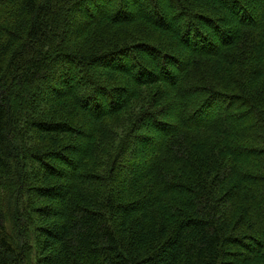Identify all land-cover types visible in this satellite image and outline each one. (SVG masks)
Masks as SVG:
<instances>
[{
	"label": "trees",
	"instance_id": "trees-1",
	"mask_svg": "<svg viewBox=\"0 0 264 264\" xmlns=\"http://www.w3.org/2000/svg\"><path fill=\"white\" fill-rule=\"evenodd\" d=\"M108 1L0 0V264H264V0Z\"/></svg>",
	"mask_w": 264,
	"mask_h": 264
},
{
	"label": "rangeland",
	"instance_id": "rangeland-1",
	"mask_svg": "<svg viewBox=\"0 0 264 264\" xmlns=\"http://www.w3.org/2000/svg\"><path fill=\"white\" fill-rule=\"evenodd\" d=\"M110 1V0H109ZM108 1V2H109ZM113 1H115V0H111V2H110V4H109V9L107 10V12H105V13H102V12H100L99 11V9L96 7V6H92L93 8H91V12L94 14V16H96L97 18H104V17H106V16H111V15H113L114 13H115V11H117V8H120V6H119V2H118V0H116L117 2H116V4L114 5L112 2ZM219 2H223L224 0H218ZM100 2H101V0H100ZM108 2H106V3H108ZM162 2H164L163 3V9H164V13H165V15H166V17L171 21V23H170V29L172 30V31H174L175 33H178V34H182L183 33V30H182V28L179 26V20H178V18H177V9H176V7L171 3V1L170 0H162ZM104 5H106L105 3H104V1L102 2ZM129 6H130V12H132L134 15H138V14H140V13H149L150 12V5H148V3H147V0H141L140 2H138V3H136L134 0H131L130 2H129ZM79 13H82V14H79ZM83 13H86L85 15L83 14ZM107 14V15H106ZM72 15H73V17H76V19H79V20H82V22H84V21H86V19H88V13H87V11L85 10H83V9H77V10H74L73 12H72ZM264 16H262L261 18H260V20H259V22H258V24H259V26H262V25H264ZM67 31L69 32V33H71V34H74V33H76L77 31H78V29L76 30V28L73 26V22H71L68 26H67ZM207 31H208V33H211L212 34V31L209 29V28H207ZM216 40V39H215ZM216 42H218L217 40H216ZM183 43V42H182ZM182 46L180 47L182 50H184L185 52H187V53H190V52H193V53H201V51H200V49L198 48L197 50L196 49H192L191 47H193V45H191L190 44V46L188 45V46H186V45H183V44H181ZM220 46V48H222V44H220L219 45ZM197 47V46H196ZM221 50V49H220ZM106 68V67H105ZM111 68L112 67H110V66H107V68L105 69V71L107 72L108 70H111ZM108 69V70H107ZM112 70H114L117 74H119L121 77H129V76H131V75H133V73H134V71H132V70H121V69H119L117 66H115V68L114 69H112ZM93 71V70H92ZM96 71H98V69H96ZM95 71V72H96ZM93 74V73H92ZM182 74V72H178L177 73V80L174 82V87L175 86H177L178 85V83H179V77H180V75ZM95 76H96V74H95ZM79 78V77H78ZM85 82H83V80L82 79H77L76 80V82H75V85L73 86V88H71V90H64V92L65 93H71V94H75V93H77V92H81V90L87 85V84H84ZM67 91V92H66ZM47 100H49V99H44L43 101L44 102H46ZM101 101L107 106V98L105 97V96H102L101 97ZM104 111H106V113H108L107 112V110H104ZM219 112L221 113V114H223L224 112H226V109L225 108H223V107H220V109H219ZM210 114V113H209ZM209 114H207V115H209ZM90 116H92L91 114H89ZM103 115H105V114H103ZM94 116V115H93ZM92 116V117H93ZM206 117H208V116H206ZM168 118H173V115L172 114H169L168 115ZM219 118V114H214V115H212V117L210 118V120L209 121H212V120H215V119H218ZM208 121V122H209ZM207 122V123H208ZM206 125V124H205ZM146 127L147 128H150L151 130H153L154 131V128H153V126H151V125H149V124H147L146 125ZM150 150L151 151H155L156 150V148H154V147H151L150 148Z\"/></svg>",
	"mask_w": 264,
	"mask_h": 264
}]
</instances>
